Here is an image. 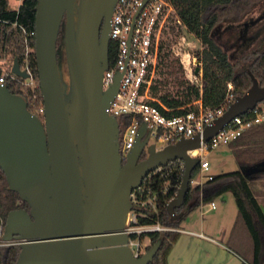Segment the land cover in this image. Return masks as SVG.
<instances>
[{
  "label": "water",
  "instance_id": "1",
  "mask_svg": "<svg viewBox=\"0 0 264 264\" xmlns=\"http://www.w3.org/2000/svg\"><path fill=\"white\" fill-rule=\"evenodd\" d=\"M116 1L37 0L35 55L44 121L29 110L24 96L0 84V166L9 187L30 205L10 210L6 219L4 239L20 244L15 264H149L161 239L141 256L133 254L125 229L133 189L158 166L183 159L181 185L168 203L176 218L199 162L189 150L264 99V85L251 73L248 90L202 132L157 147L148 144L142 123L123 162L119 120L108 111L122 73L103 87ZM63 21L68 80L57 54ZM12 70L28 76L17 59Z\"/></svg>",
  "mask_w": 264,
  "mask_h": 264
},
{
  "label": "trees",
  "instance_id": "2",
  "mask_svg": "<svg viewBox=\"0 0 264 264\" xmlns=\"http://www.w3.org/2000/svg\"><path fill=\"white\" fill-rule=\"evenodd\" d=\"M176 11L189 31L199 37L202 48L197 50L202 63V86L184 76L183 65L172 56L173 35L182 32L183 25L171 24L170 31L160 45L159 62L166 68L164 74L171 76L174 89L166 88L167 77L152 85V93L160 101L174 108L175 112L186 111L187 105L201 98L208 107H217L223 103L228 83H233L234 94L245 93L252 85L251 73L264 85V0H172ZM37 0H21L18 8L10 7L9 0H0V57H8L0 64V75L11 70L14 60L22 63L26 54V38L30 50V64L36 81L35 87L18 80L8 78L6 84L13 93L21 94L28 103L31 112L44 121V100L39 82L35 55V34L28 35L18 24L28 30H35ZM17 22L18 24H13ZM234 34L231 45L224 42L227 32ZM230 32V33H231ZM64 21L57 41V54L62 59L64 77L68 80V71L63 41ZM236 50L235 54L229 48ZM115 46L109 42V63L115 58ZM159 83L165 87L161 89ZM252 111L245 115L249 116ZM131 119L129 114L118 116L120 129ZM240 168L212 174L202 183H189L182 206L175 208L178 214L173 218L168 210V203L177 195L184 169L177 161L169 162L154 173L150 179L152 190L157 192L156 211L134 204L136 211L147 212L139 215L141 224L159 222L172 227L168 230L142 232L149 236L148 250L158 239L159 249L149 264H168V254L179 232L176 230L182 220L202 203L211 202L230 191L234 194L238 207L237 217L228 239L229 245L249 264H264V168L245 171L242 166H254L264 161V121L248 128L237 138L228 143ZM144 151L141 158H145ZM125 162V159H123ZM198 165L192 172V178L198 171ZM167 185L166 190H163ZM146 197V194H144ZM30 209L27 200L9 187L6 174L0 166V222L4 226L8 213L12 209ZM2 218V219H1ZM133 236H135L133 234ZM20 252V244L0 245V264H15Z\"/></svg>",
  "mask_w": 264,
  "mask_h": 264
},
{
  "label": "built area",
  "instance_id": "3",
  "mask_svg": "<svg viewBox=\"0 0 264 264\" xmlns=\"http://www.w3.org/2000/svg\"><path fill=\"white\" fill-rule=\"evenodd\" d=\"M183 25L180 37L191 34L186 25L179 17L172 0H117L110 19L109 42L115 46V58L112 65L104 71L103 87L108 88L114 81L115 75L121 72L118 92L110 103L108 111L117 116L129 114L130 121L120 129L119 142L120 152L125 156L134 146L142 123H146L147 132L150 137L163 142V147L174 143L182 136L190 137L197 132H202L207 124L220 116L228 106L235 100L233 83H228V91L222 104L217 107H208L203 104L201 98L195 99L187 105L186 111L177 113L174 108L166 105L152 93V85L156 83L159 73L160 45L170 31L171 24ZM18 24L17 22L13 23ZM23 32L28 35L35 34V30H28L22 24H18ZM30 46L26 38V54L20 68L28 73L22 77L13 70H5L0 75V84H6L8 78L18 80L26 85L35 87L36 81L33 76L29 52ZM194 57L195 66L191 68L198 78L201 72V60ZM197 60H200L199 73L195 72ZM194 68V69H193ZM202 74V73H201ZM202 86V77L195 82ZM252 114L247 116L240 114L228 122L217 134L213 135L207 142H202L199 148L189 150V154L199 158L198 171L196 174L205 176L209 170V160L205 157L206 150H210L220 144H228L248 128L256 123L264 121V99L249 110ZM247 113V112H246ZM178 165L184 169L183 159H176ZM173 162V161H171ZM163 165L150 171L142 182L133 189L131 193L132 209L130 210L125 226L129 235L128 244L135 256H141L146 251L148 243L143 242L142 232L153 230H168L172 227L162 225L159 222L141 224L138 216H146L147 212H138L134 204L143 206L149 210L156 211L157 192L152 190L150 179L152 175L162 169ZM212 174H206V179ZM204 180L196 181L194 177L191 182L202 183ZM181 185V184H180ZM167 185L163 190H166ZM146 194V197H144ZM4 224L0 222V245H8L18 240H5L3 237ZM133 234L135 236H133Z\"/></svg>",
  "mask_w": 264,
  "mask_h": 264
},
{
  "label": "crops",
  "instance_id": "4",
  "mask_svg": "<svg viewBox=\"0 0 264 264\" xmlns=\"http://www.w3.org/2000/svg\"><path fill=\"white\" fill-rule=\"evenodd\" d=\"M241 168L248 172L262 169L264 161ZM217 200L202 203L182 220L176 228L179 235L169 251L168 264H249L228 243L238 213L236 200ZM205 206L207 217L203 215Z\"/></svg>",
  "mask_w": 264,
  "mask_h": 264
},
{
  "label": "rangeland",
  "instance_id": "5",
  "mask_svg": "<svg viewBox=\"0 0 264 264\" xmlns=\"http://www.w3.org/2000/svg\"><path fill=\"white\" fill-rule=\"evenodd\" d=\"M10 5L13 8H18V6L21 3V0H9ZM231 32V31H230ZM227 32L224 35V42H226L227 45H231L233 40H234V34L231 32ZM171 53L173 57H176L179 62L183 65L184 69V76L188 78L190 81L192 79L196 82L199 77H202V67H201V72L198 78L194 75V71H191V68L195 66L194 64V57L197 59L198 54L197 50H200L202 48V43L201 40L199 39L198 36H196L194 33L185 35V37H180L173 35L172 37V43H171ZM236 50L232 47V49L229 48V52L232 54H235ZM8 57L6 54H3L0 57V64H3L2 62H5ZM4 66V64H3ZM202 66V63H201ZM159 73H158V78H157V83L161 79L167 77L169 80V83L167 84L166 88L168 89H174L175 88V83L173 80H171V76L166 73L164 74L162 70H165L164 65L159 66ZM194 69V68H193ZM161 86V89H164L165 87L163 86L162 83H159ZM150 143H156L157 146H161L163 144L162 141L156 139L155 137H150L148 144ZM205 157L209 160L210 166L209 170H207L205 173H203L205 176H202L201 174H195L194 180L200 181V180H205L206 179V174H215V173H220L223 171H229V170H234L240 168V165L236 161L233 153L230 150V147L228 144H220L217 147H214L210 150H206L205 152ZM193 185H197L198 183L191 182ZM223 196V197H222ZM216 199H219L216 201V203H221V199H235V196L232 192L228 191L224 193L223 195L217 197ZM208 206L204 207V214L203 215H208ZM198 212V210H196ZM198 215V214H197ZM201 217V215H200ZM207 217V216H206ZM2 219V218H1ZM144 243H148V237H142ZM13 244H18V242H14Z\"/></svg>",
  "mask_w": 264,
  "mask_h": 264
},
{
  "label": "flooded vegetation",
  "instance_id": "6",
  "mask_svg": "<svg viewBox=\"0 0 264 264\" xmlns=\"http://www.w3.org/2000/svg\"><path fill=\"white\" fill-rule=\"evenodd\" d=\"M61 59V58H60ZM61 62H62V59H61ZM62 65H63V63H62Z\"/></svg>",
  "mask_w": 264,
  "mask_h": 264
}]
</instances>
